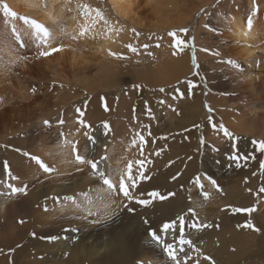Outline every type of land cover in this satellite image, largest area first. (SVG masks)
<instances>
[{"label": "rangeland", "instance_id": "obj_1", "mask_svg": "<svg viewBox=\"0 0 264 264\" xmlns=\"http://www.w3.org/2000/svg\"><path fill=\"white\" fill-rule=\"evenodd\" d=\"M67 2L99 9L110 26L119 30L109 33L103 21L95 26L113 36L102 66H98L101 58L74 65L66 51L41 55L42 42L19 33L26 25L21 18H31L17 10H13L16 18L5 17L0 7V196L7 195L9 184L19 188L11 178L16 177L15 155L32 159L35 150L44 148L48 158L73 156L77 162L78 153L97 162L123 127L121 108L130 103L132 124L139 131L131 144L136 142L134 147L146 154L147 162L134 177L136 186L129 187L133 199L124 197L126 204L138 206L137 201L146 200L150 193L165 199L168 192L156 181L167 170L168 187L175 188L169 194L175 202L163 218L152 217L147 226L156 228L145 235L138 232L135 222L126 220L131 212H118L112 216L116 221L112 229L91 225L90 231H80L81 236L97 244L129 227L124 245L134 255L133 264H153L150 260L163 256L173 261L162 247L160 255L144 256L141 250L152 241V230L165 236L161 229L168 223L175 230H169L165 241L175 248L179 264H264L259 237L264 230V192L260 191L264 188V152L253 143L264 138L236 131L252 122L264 123V56L246 59L241 54L243 43L231 31L232 19L246 23L251 19L254 45H264V0H139L127 20L112 13L108 0ZM177 39L184 43L176 46ZM228 60L239 67L224 63ZM252 106L257 114L251 113ZM77 109L84 113L82 117ZM73 112L80 115L78 121L84 118L90 125L81 141L69 139L64 129V118ZM41 116L50 124L38 127ZM221 124L234 139L224 135ZM67 141L72 142L71 149ZM85 169L93 172L90 165ZM181 180L187 182L180 186ZM48 184L42 185L43 191ZM38 189L37 185L28 187L20 195L23 202L0 215V261L5 264H69L71 245L53 253L55 258L42 252L45 248L32 246L33 242L49 246L56 238L75 236L64 222L42 229L28 227L26 213L32 209ZM65 197L51 189L49 198L60 203ZM249 223L258 231L244 227ZM238 227L243 230L241 241L223 247V237ZM181 239L191 244H181ZM84 260L101 262L103 254Z\"/></svg>", "mask_w": 264, "mask_h": 264}, {"label": "bare ground", "instance_id": "obj_2", "mask_svg": "<svg viewBox=\"0 0 264 264\" xmlns=\"http://www.w3.org/2000/svg\"><path fill=\"white\" fill-rule=\"evenodd\" d=\"M138 1L139 0H108L112 13L124 20H127V18L133 15L132 9L138 4ZM0 2L8 3L12 11L17 10L22 12L26 17H30L32 20L35 19L38 23L46 26L51 32V38L48 40L47 44L42 43L43 52L51 54L53 52L52 49H59L57 53L62 54L66 51L69 53V57H71L72 64L74 65L80 62L88 65L87 63L91 61V59L98 60L101 58V62L98 66H102L104 62L103 59H105L113 46V36H106L99 27L90 29L83 36L79 35L82 26L85 24V19L77 3L67 2V0H0ZM28 26L29 25L26 24L20 27L19 33L20 35L33 39L36 35L29 30ZM14 29H16V27H14ZM231 31L237 40L243 43L241 54L245 56L246 59L256 55L264 56V45H254L255 34L248 28V23L243 22L241 19H232ZM99 81H102V79L100 78ZM94 82L96 83V80ZM92 83L91 85H93ZM106 83L107 81L105 84ZM129 105L131 104H125L121 108L123 109L124 117L121 122L123 127L119 131H116L114 140L110 141V136L107 135V141H110L107 154L97 161L100 167L99 170L108 175L113 182L118 181L120 173L126 169L129 162H132L133 178L136 177L137 172L141 170L147 162L146 154L134 147L136 142L131 144V142L137 141L139 131L132 124V112L130 108H128ZM255 110L256 108L252 106L251 113L257 114ZM79 117V114L73 112L71 115L64 118V129L71 140L81 141L86 131V127L81 126L79 123ZM44 120L45 117L41 116L39 118L40 123L37 126H46ZM82 120L86 124L87 119L83 118ZM236 131L250 133L251 135L264 138V123L258 126L252 122L247 125L246 128H239ZM67 146L71 149L72 142L67 141ZM39 151H42V153ZM34 153H36V155L34 154L35 157L40 156L48 162L49 168L53 169V171L45 172L34 159L27 157H20L17 159V155L13 157V169L17 177L16 180L19 184V188L26 187L27 190L28 187L33 185L40 186L37 194L34 195L35 200L32 202V209L30 212L28 211L26 213V217L30 220L28 227H41L42 229V227L49 228L64 222L68 232H75L74 237L56 238L49 246H47V244L46 246H41L40 243L33 242V247L38 249L42 248V250L45 248L42 252H46L48 257L51 256L55 258L56 255L53 253L58 250L63 251L68 245H71L73 249L68 259L69 264H133L135 259L134 255L127 252L124 245V237H127L126 234L129 227L122 232L116 233L114 237L107 236L106 240L98 242L97 244H90L81 234L90 231L91 225L112 229L111 226L116 222L112 220L114 214L118 212L128 214V212H131L129 216L126 215V220L130 219L132 222H135L139 228L138 232L141 235H145L151 228H156V225L147 226V223L152 220V217L158 215L163 218V216L172 209V204L175 202V197L169 194L175 190V188L168 187L169 170L156 181V185L165 188L166 192H168V196L165 199H158L157 196L149 195L146 198V200L150 201L148 205L139 204L135 206L133 205L134 203L132 205L126 204L128 201L124 198L122 192L117 191L110 193L100 177L85 169V167L88 166L87 164L81 165L75 162L73 156H63L58 159L48 158L46 157L48 152L44 148L35 150ZM104 157H107V159H104ZM95 176L99 178V181L94 178ZM35 180L39 181L40 185H38ZM204 180L203 178L202 182ZM46 182L50 184V187L45 185V190L43 191L42 185L46 184ZM185 182L187 181L181 180L180 186ZM125 183L128 184L129 187L131 186V182L126 180ZM175 184L179 186V180H176ZM209 188L210 192H213L214 188L212 183H209ZM51 189H54L55 193L62 192L66 197L74 198L75 203L66 199V197L64 200H61L60 203H58L56 199L49 198ZM21 194L22 193L18 195L16 193L13 194L11 188H9L7 195L0 196V215L6 214L15 204H21L24 200H22L23 197L20 196ZM203 202L205 203L206 201L203 200ZM195 204L199 205L198 199L195 200ZM129 207L132 211L128 210ZM106 213L111 216L110 219H105ZM145 221H147V223H145ZM241 222L238 224H241ZM242 233L243 230L239 227L238 230L230 229L226 233V236L223 237L224 239L220 244L223 247L235 246L241 241ZM94 235L95 233H92V236ZM259 237H261L262 244L264 245V230L260 231ZM85 242L87 244H85ZM160 247L161 245L151 241L144 244L141 250L143 253H146L144 256L160 255ZM262 249L264 250V248ZM40 252L41 251H39V253ZM101 253L103 254V260L101 262L94 261L88 263L84 260V258L89 260L90 257H95L97 254ZM219 258L220 256L217 259ZM152 261L153 264H174L173 261L168 260L167 256L150 260V262ZM0 264L5 263L3 261Z\"/></svg>", "mask_w": 264, "mask_h": 264}, {"label": "snow or ice", "instance_id": "obj_3", "mask_svg": "<svg viewBox=\"0 0 264 264\" xmlns=\"http://www.w3.org/2000/svg\"><path fill=\"white\" fill-rule=\"evenodd\" d=\"M0 7H2V9H3V15L5 17H12V18L17 17V13L15 11H12L6 3H4ZM78 7L80 8L81 14L84 16V19H85V24L82 26L79 35L83 36L90 29L95 28L96 24L99 23L100 21H103L104 25L108 26L107 31L109 33H111L112 31H119V30L113 29L110 26L109 21L104 17L103 13L99 9L90 8L86 4H80V5H78ZM21 19H23L25 24L29 25V27L34 29V34L36 35L37 39H39L42 43L47 44L48 40L51 38V32L46 26L38 23L35 20H31L29 18H23L22 17ZM251 27H252V20L249 19L248 20V28L251 29ZM13 31H15V29H13ZM184 31H186V30H184ZM169 35L174 37V38L176 37V33H170ZM73 38H75V37H73ZM183 43H184V41H181L178 39L176 40V46H181ZM127 47H129L131 51L136 52V49L133 48L131 45H128ZM58 50L59 49H52V51H58ZM40 54L43 56H47L50 53L42 52ZM112 55H116V54L112 53ZM215 55H219V53L217 52V53H215ZM224 63L231 64L233 67H236V68L239 67L238 65L235 64V62H233L231 60L224 61ZM161 91H163V89H161ZM77 111L80 112L81 117L84 115V113L81 112L79 109H77ZM209 111H211V109H209ZM60 122L63 123V120H61ZM44 123L46 125L49 124L48 121H45ZM79 123L81 124V126L90 127V125H86L82 119L79 121ZM105 127H108V126L105 125ZM219 129L221 131H223L224 135L227 136L230 140L234 139L232 134L222 124L219 126ZM85 135H87V133H85ZM89 139H92V138L89 137ZM143 139L144 138L141 136L140 140L143 141ZM253 143L254 144L258 143L259 149L262 152H264V141H261V142L253 141ZM73 149L75 150V145H73ZM32 159L36 160V162L39 164V166L45 172L53 171V169L49 168L38 157H32ZM75 159L81 165H85V164L90 165L91 169L93 171V174L98 175L100 177V179L103 181L104 185L107 186V189L109 190L110 193L111 192H117V191L122 192L123 196L126 197L128 200L133 199V195L129 191V185L125 183V181L127 180V181L131 182V187L134 188L136 186L135 180L132 176V162H129L126 169L122 173H120L118 181L113 182V180L108 175H106L103 171L98 170V167H97L98 162L85 159L84 157H82L78 153L75 156ZM104 159H107V157H104ZM232 159H236V157H232ZM262 167H264V165H262ZM9 175L11 176V173H9ZM140 175L142 177L143 173H140ZM11 178L17 179V177H14V176H12ZM198 182H199V179H197V183ZM212 183L215 184V181H212ZM8 187L11 188L13 194H15V193H25L26 194V187L25 188H15L11 184H9ZM260 191L264 192V188H262ZM149 195L158 196L159 194L158 193H150ZM66 199L71 200L73 203H75V200L72 197H66ZM161 199H163V197H161ZM137 202L140 204H143V205H148L150 203L149 200H143V201H137ZM235 211H241V210L236 209ZM246 211H248L250 213L251 211H254V209H247ZM110 218H111V216L106 213L105 219H110ZM145 223H147V221H145ZM182 227H183V219L181 218V228ZM244 227L252 228V230L258 231V229H255L254 226H252L250 223L247 225H244ZM170 229L174 231L175 230L174 225L166 223L163 225L161 231L166 236ZM150 236H151L152 241L161 245L163 251L166 252L168 254V256L173 261H176L175 248L173 247V245L171 243H167L165 241V236H161L155 230H152L150 232ZM180 243L190 245L191 241L181 239ZM176 264H179V261H176Z\"/></svg>", "mask_w": 264, "mask_h": 264}]
</instances>
